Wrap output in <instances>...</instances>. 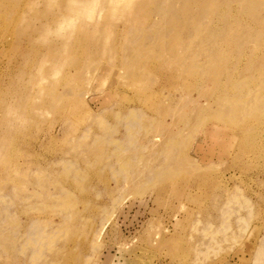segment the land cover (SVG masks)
<instances>
[{
  "label": "rangeland",
  "instance_id": "374dc122",
  "mask_svg": "<svg viewBox=\"0 0 264 264\" xmlns=\"http://www.w3.org/2000/svg\"><path fill=\"white\" fill-rule=\"evenodd\" d=\"M67 1L0 0V264H264V0Z\"/></svg>",
  "mask_w": 264,
  "mask_h": 264
},
{
  "label": "bare ground",
  "instance_id": "6f19581e",
  "mask_svg": "<svg viewBox=\"0 0 264 264\" xmlns=\"http://www.w3.org/2000/svg\"><path fill=\"white\" fill-rule=\"evenodd\" d=\"M40 0H30V2H32V4H31V8L30 9H34V8H36L37 7V4H38V2H39ZM96 1L97 0H68L67 2V5H68V9H69V11H75V12H78L75 8H74V6H75V4H77V6H82V5H86V4H91V5H93V4H95L96 3ZM115 0H101V2L102 3H104V2H108V3H111V2H114ZM65 5H62V6H60V8L61 7H64ZM66 7V6H65ZM138 9H140V7H138ZM28 10H29V8H28ZM25 11L24 13H23V15H22V17H21V20L22 21H25L24 22V24L22 25V27H17V36H18V38H19V41L23 38V37H29V36H31L32 35V32L34 31V26H35V24L33 23V21L36 19V20H38V19H41V20H43V19H45V18H47V16H48V14H49V12L50 13H52L51 11L53 10V8H51L49 5L46 7V9L45 10H43V11H41L40 12V14L39 15H37V12L38 11H40V10H38V9H34V11H37L36 13H34L33 12V10L32 11ZM62 10H64L63 8H62ZM141 10H142V8H141ZM14 12V11H13ZM32 12V13H31ZM50 17H57L56 18V21H53V22H50L51 24L50 25H52V27H48V28H46V30H47V32H50V34H52V35H55V36H57V37H63L65 34H67V33H71V32H75V29L76 28H78V26L76 25V21L75 20H73V17L72 16H69V15H66V16H60V15H50ZM59 19H62L63 20V22H61V21H59ZM20 20V21H21ZM32 20V21H31ZM78 21V20H77ZM44 22V21H43ZM26 24V25H25ZM91 26H94V28H93V31H94V33L95 34H97V35H99L100 34V32H101V29H100V27L99 26H97L95 23L92 25V24H90ZM89 25V26H90ZM89 26H87L86 24H85V28L86 27H89ZM46 30H43V27H40V28H36V32L37 33H41V31H44V32H46ZM78 30V29H77ZM79 30H81V28L79 29ZM76 32H78V31H76ZM85 34V33H84ZM87 34V33H86ZM16 46V47H15ZM21 45H20V43L18 42V44H17V42L13 45V49H14V47H15V51L14 52H17V54L18 53H22L23 51V59L26 61H28V58H29V53H27L26 52V50L25 49H23V48H21L20 47ZM51 49H53V50H56V51H66V46L63 44V45H61V46H56V47H52ZM71 49V48H70ZM70 51V50H69ZM26 52V53H25ZM219 98V97H218ZM218 100V99H217ZM219 101V100H218ZM4 105V104H3ZM5 111H6V113L7 114H11L12 113V110H11V107H10V105L9 104H7L6 106H5ZM215 114H214V118H216V117H219V116H221V113H220V110H217L216 112H214ZM214 127H218V126H214ZM216 128H214L213 130H216Z\"/></svg>",
  "mask_w": 264,
  "mask_h": 264
}]
</instances>
